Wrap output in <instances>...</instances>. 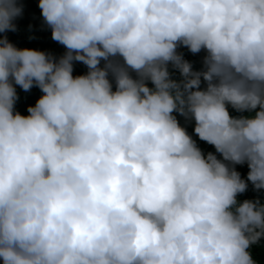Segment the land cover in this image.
I'll return each instance as SVG.
<instances>
[{"label":"clouds","instance_id":"9594fccd","mask_svg":"<svg viewBox=\"0 0 264 264\" xmlns=\"http://www.w3.org/2000/svg\"><path fill=\"white\" fill-rule=\"evenodd\" d=\"M36 6L59 56L0 0V264H264V0Z\"/></svg>","mask_w":264,"mask_h":264},{"label":"trees","instance_id":"16d2710c","mask_svg":"<svg viewBox=\"0 0 264 264\" xmlns=\"http://www.w3.org/2000/svg\"><path fill=\"white\" fill-rule=\"evenodd\" d=\"M19 2L24 4V11L23 16L14 21L17 25V30L15 32H7L4 35H7L9 41L19 48L27 47L42 51H50L56 56L62 54L64 51L63 46L51 40L50 29H48L43 23L39 9L36 6L38 0H19ZM178 51L184 54L185 59L193 63L194 69H199L201 67L200 62L204 55L203 51L197 54H191L184 47L178 48ZM84 72H86V67L79 62H74L73 75L83 74ZM176 78H178V73L176 74ZM201 86L203 87V84ZM16 90L18 100L16 102L15 108L22 115H26L27 106L34 104L35 100L41 93L36 87H32L28 92H24L18 86H16ZM229 111L231 112V109H229ZM232 114L235 115L236 113ZM178 119H180L181 123H183L182 118L178 117ZM187 130L189 133H191L192 124H188ZM197 143L204 151H214L212 146L207 145L202 141L197 140ZM236 168L241 173L242 177L246 175V165H237ZM255 195L256 193L252 191L251 185H249L248 191L238 196V199H250ZM258 250L259 249H254V251Z\"/></svg>","mask_w":264,"mask_h":264}]
</instances>
